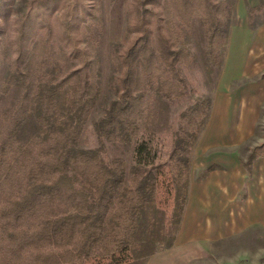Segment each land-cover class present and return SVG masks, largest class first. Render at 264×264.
I'll return each mask as SVG.
<instances>
[{
  "label": "trees",
  "instance_id": "obj_1",
  "mask_svg": "<svg viewBox=\"0 0 264 264\" xmlns=\"http://www.w3.org/2000/svg\"><path fill=\"white\" fill-rule=\"evenodd\" d=\"M235 0H142L115 50L117 98L95 121L98 146L81 147L101 95L98 60L77 32L98 20L85 0H37L19 20L15 56L0 86V264H145L171 249L189 196L191 154L211 98L189 96L181 41L197 33L216 80ZM0 0V18L7 19ZM4 10L5 12H2ZM60 13L61 36L53 17ZM264 24V0L248 9ZM1 34V30H0ZM129 151L131 160H127ZM264 157V144L245 162Z\"/></svg>",
  "mask_w": 264,
  "mask_h": 264
},
{
  "label": "rangeland",
  "instance_id": "obj_2",
  "mask_svg": "<svg viewBox=\"0 0 264 264\" xmlns=\"http://www.w3.org/2000/svg\"><path fill=\"white\" fill-rule=\"evenodd\" d=\"M35 1L5 0L8 4V17L6 20L0 18V86L9 73V61L15 56L17 24ZM37 1L41 2V0ZM85 1L99 18L89 22L92 31L82 28L77 32L78 37H81L83 42L94 51L98 60V70L100 71L101 95L88 120L89 123L84 131L81 143V147L94 149L98 146V137L95 135L93 124L103 117L109 101L117 98L114 82L119 70L116 64L113 63L112 56L115 50H119L126 45V29L131 24L130 17L132 16L130 11L134 9L136 1L141 2L142 0ZM234 3V21L231 26L237 23L242 24L244 11L246 10L247 17L248 9L260 5V0H235ZM1 11L5 12L4 10ZM59 17L60 13H57L51 22L54 30H56L55 35L57 37L61 36L62 29ZM247 21L248 28L242 31L239 30V33L236 32L234 40L230 32L228 42L222 48V61L224 62L216 80L206 74L197 33L189 32L187 41L179 43L180 47L189 48L193 57V60L189 61L190 64L181 66V76L187 81L189 96L173 103L170 112L174 126L178 128L180 113L198 97H209L214 105L218 95L222 94L223 88L227 86L229 90L226 87L225 92H229V98H233V95L236 96V100L241 98L239 101L241 104L237 103L234 107L235 110L232 109L228 117L225 118V122L230 125L232 130L235 127H240L244 121L246 123V119H250L253 115L251 113L253 111L252 106L258 105L261 111L255 129L258 133L255 138L257 143L252 144L250 148L246 145L240 149L244 153L249 149L245 162L248 161V157L254 150L264 144V24L255 30H251L248 17ZM223 79L225 83L222 89H219ZM239 90H241L242 95L238 99L237 91ZM250 114L251 116H249ZM131 155L132 152L129 151L127 160H131ZM252 167L253 165L250 169L251 172ZM251 172L250 174H252ZM163 255L168 261L174 258L177 264H264V229L255 226L248 228L241 234L232 235L225 240L215 241L209 247H196L194 245L190 248V246H186L182 249H176L174 253ZM159 256L162 257V255Z\"/></svg>",
  "mask_w": 264,
  "mask_h": 264
},
{
  "label": "crops",
  "instance_id": "obj_3",
  "mask_svg": "<svg viewBox=\"0 0 264 264\" xmlns=\"http://www.w3.org/2000/svg\"><path fill=\"white\" fill-rule=\"evenodd\" d=\"M242 16V24L231 26L233 40L236 32L248 28L246 10ZM224 83L223 79L219 89ZM226 87L214 101L209 123L191 154L189 196L176 241L171 249L147 258L145 264H177L174 258L168 261L163 254L186 246L209 247L255 226L264 229V157L254 161L252 174L244 164L248 148L257 143L255 129L261 108L252 106V117L231 130L225 118L240 103L242 92L237 91L239 100L235 95L229 98ZM246 145L248 150L244 153L240 149Z\"/></svg>",
  "mask_w": 264,
  "mask_h": 264
}]
</instances>
